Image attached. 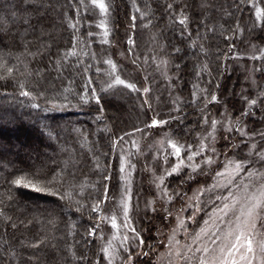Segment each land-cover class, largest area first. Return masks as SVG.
Wrapping results in <instances>:
<instances>
[{
    "label": "trees",
    "instance_id": "obj_1",
    "mask_svg": "<svg viewBox=\"0 0 264 264\" xmlns=\"http://www.w3.org/2000/svg\"><path fill=\"white\" fill-rule=\"evenodd\" d=\"M11 2L12 0H0V6L7 7ZM32 2L39 8L38 12L32 14V27L16 25L11 28L10 34L0 30V52L12 54L11 62L20 69L17 73L18 80L27 84L28 87L25 90L31 92L28 97L21 96L17 80L0 81V178L6 176L14 168L25 171L55 169L56 172H60L62 168L66 169L65 175L70 171L73 175L69 179L80 186L79 190L83 195L75 198L80 199L85 207L76 213L77 206L75 204L66 205L64 201H61L63 211L59 208L56 209L55 227L48 224V218L42 214L43 207L47 206L50 209L55 207L53 203L56 200L55 197L39 200L42 206L39 211L33 208L32 200L28 199L22 200L17 206L7 210V215L12 217L13 222L18 223L23 220L25 224L29 221L33 223L30 230L20 227L14 231L9 227L6 232L4 221L0 219V264H23L24 259L29 256L33 257V264L37 257L40 264H75L71 260L68 249L75 246L74 241H79L80 234L84 232L85 227L89 226V206L95 203L97 197L102 194L101 185L97 183L101 180V172L96 168L94 157L99 156L101 168L105 163L114 169L118 168L120 163L118 157H122L121 148L125 140L107 159L100 154L109 151L110 138L124 136L125 133L133 131L131 127L135 125L127 126L129 122L125 123L119 115H116L117 110L110 106L109 99L111 97L109 96V98L107 95L105 96V112L102 121L93 122L98 115L93 107L94 101L91 105L74 106L77 104L75 96L82 92L87 76L93 77L98 93L99 86L105 80V78L102 80L105 64L99 67L98 60H94L97 56L95 55L94 58L92 56L93 53H96L95 48H100V45H104V43L87 36L88 32H94V22L92 23V19L88 17L90 12L85 13L81 8L82 19L78 25L79 30L73 32L68 27L69 21L66 19V15L75 17V12L68 7L74 0H32ZM118 2L119 6H116ZM133 2L134 0H113L114 7L112 6L110 10L111 12L120 10L127 23H129L131 15L134 13L137 15L135 32L128 30L127 39L129 36H134L138 41L140 34V38L144 40L142 44L144 50L148 46L146 36L150 27L147 30L141 28L142 23H147L148 20L141 21L140 13H136L133 8ZM236 2L237 0H135V3L140 6L141 12L149 16L152 31L155 30L158 33V29L164 23L168 27L167 32H164V48L170 53L171 61L180 67L179 71L177 70V83L171 78V86L174 88L172 90L175 91L174 97L165 95L167 93L172 95V91L168 88L167 92H162V98L159 101V105L162 104L159 109V115H162L161 119L169 120V125L162 126V131H160L171 133V137L180 145H193L197 139L196 133L198 136L203 129L201 110L204 109L205 101L200 99L203 96L202 89L207 88L211 93L220 97L219 102L211 103L204 114L218 115L220 111L226 112L233 120L240 116L241 108H247L241 97L242 92L244 95L251 93V98H256L257 86L260 87V90H264V74L253 71L254 68H261L262 64L260 61L250 59L255 52L253 47H249L256 45L264 49V32L259 27L253 28L252 13L246 7L241 11H236ZM167 3L187 5L185 15L190 17L187 31H193L191 40L187 37V31L177 22L181 17L179 15L173 17L167 11ZM202 3L208 4L209 7L202 10ZM229 12L232 13L231 17L227 15ZM111 14L114 17V13ZM2 15L4 12L0 11V16ZM237 21L245 29L243 35L237 32L235 36H232L231 31H224L221 35L220 25H223L224 29H230ZM12 23L11 20L7 21L8 25ZM205 24L206 26H200ZM213 26L217 28L215 33L206 30ZM197 29L200 38H197L194 31ZM182 31H184L183 36H181ZM73 36L76 37L75 47L70 44ZM224 36L232 38L225 42ZM93 37L95 36L93 35ZM127 39L125 49L128 47ZM182 40L183 43H181ZM193 41H195L196 47L191 46ZM136 44L138 45L137 42ZM46 45H52L51 49L48 50ZM201 45L203 48L200 47ZM175 48H180L181 52L177 53ZM38 50L44 51V55L36 56L33 59L31 54ZM64 52H74L76 55L69 56L67 59H62V55H54ZM205 52L207 55L204 54ZM178 56H181L182 59H177ZM56 60H61V64H55ZM238 63L244 66V70L239 69ZM135 65L140 66L138 61ZM97 67L100 68V73H97ZM140 67L141 75L144 78L148 77L143 72L142 66ZM85 68H88L87 72H84ZM232 77H238L243 87L235 94L229 95V91L231 93L232 86H234L232 85L234 82H230ZM54 78L57 81L53 83ZM253 79L256 84L252 83ZM149 80V77L145 80L146 85H149ZM217 84L220 85L219 90L216 88ZM39 93H43V95L41 96ZM131 93L128 94L133 96ZM192 93H195V98ZM61 94L68 96L70 103L64 101ZM138 96V100L142 103L143 92L142 95L138 93ZM152 96L151 92V100ZM173 99L178 101L177 106L182 108V112L178 114L182 118V123H177L169 118L170 113L173 116L177 115L174 111ZM210 99L209 95L208 100ZM46 100L64 103L66 106L45 111L46 107H51L50 104H46ZM36 103L40 105V108L33 107V104ZM249 112L250 115L242 119L241 125L245 124L248 128L256 129L259 121L263 120L264 106L257 105L249 109ZM145 113L146 111L143 114ZM163 113H167V117L164 118ZM148 115L150 116V114ZM148 115L145 114V119L149 117ZM151 117L152 119L158 118L154 116L153 112H151ZM139 127L135 126V128ZM106 128L111 129L114 135L109 137L108 131H99ZM14 130L21 132L14 134ZM11 136L14 137L13 140H9ZM32 140L35 142L32 143ZM147 160L150 161V158ZM158 160L160 158L157 159V162ZM255 167L257 168L258 165ZM21 174L17 173V175ZM122 178H120L118 191L113 189L110 192L107 205L112 204L111 201L115 199V195L118 197L117 194L120 192L121 186L123 189L124 180L122 182ZM0 183H3L2 179H0ZM21 191L26 190L21 189ZM143 191L142 193L145 194ZM97 218L93 217V219ZM159 222L162 223L161 220ZM72 224H76V231L79 233L75 237L69 234ZM34 236L41 239L47 237L48 239V243L38 252L27 247L35 242ZM18 241L22 243H18ZM100 243L98 234L97 244ZM13 252H15V256L11 255ZM79 255L80 252L77 251V256Z\"/></svg>",
    "mask_w": 264,
    "mask_h": 264
},
{
    "label": "snow or ice",
    "instance_id": "obj_2",
    "mask_svg": "<svg viewBox=\"0 0 264 264\" xmlns=\"http://www.w3.org/2000/svg\"><path fill=\"white\" fill-rule=\"evenodd\" d=\"M51 7V5H49ZM63 8V5L61 6ZM70 10L75 12V17L67 16L66 19L69 21L68 27H70L73 32L78 31V25L82 17L80 16L81 8L84 9L85 13L91 12L92 15L89 19H94L98 14L100 17V22L97 27L104 29L103 35L104 37H108L110 32L108 30V18L110 9L112 5L106 0H88L86 3L85 0H74V2L68 5ZM147 7V6H145ZM187 5L181 6L175 3H167L166 9L167 11L175 17L179 15L181 18L177 21L179 25L183 26V29L187 31L190 24V17L185 15V8ZM209 7L208 4L202 3L201 9L206 10ZM246 7L252 13V26L253 28L259 27L262 32H264V0H237L235 3L236 11H241L242 8ZM133 8L136 13H140V19L148 20V24H145L144 27L147 28L151 24V20L149 16L144 12H141L140 6L133 2ZM178 10V11H177ZM0 11L4 12V15L0 16V30L11 33V28L16 25L24 26V27H32V14L33 12H38V6L34 5L32 0H12L11 3L7 5V7L0 6ZM229 17L232 16V13H227ZM11 20L13 23L11 25L7 24V21ZM137 22V15L134 13L131 15L129 24L130 28L127 29L135 32ZM227 23V21H225ZM91 26V25H90ZM200 26H206L200 25ZM221 35H223L224 31H231L232 36H235L237 32L243 35L245 29L242 28L237 21L234 24V27L230 29H224L223 25H220ZM207 31H211L215 33L217 31L216 26H213L210 29H206ZM196 32L197 38H200V33L197 30ZM19 35V33H17ZM92 32H88L87 36L89 38L93 37ZM184 35V31L181 32V36ZM193 31H187L188 39H192ZM232 37L224 36L223 39L227 42ZM15 39V37H13ZM103 43H108L107 39L103 40ZM183 43V40L181 41ZM70 44L75 47L76 45V37L73 36L70 40ZM128 47L126 52L123 53L125 57L130 53L135 56L134 47H137L136 40L134 36H129L127 39ZM192 47H196L195 41H193ZM48 50L51 49L52 45L45 46ZM203 48V46H200ZM255 54H253L250 59L253 61H260L262 66L259 69L254 68V72H260L264 74V49L257 47L256 45L252 46ZM177 53L181 52L180 48H175ZM207 55V53H204ZM32 58L35 59L36 56H43L44 51L38 50L36 53H32ZM54 55H62V59H67L69 56H75L74 52H64L56 53ZM95 53L92 54L93 58L95 57ZM177 59H182L181 56H178ZM12 54L0 52V81L10 82L12 80H17L18 86L21 89L20 95L28 97L31 95V92L27 89V84L18 80L17 73H19L20 69L11 62ZM61 60L54 61L55 64H61ZM132 64H136V60L133 59ZM163 64L167 65V60L161 61ZM107 64L110 66V71H108L105 75L107 79L104 80L103 84L99 86V93L97 92V87L94 85L93 77L87 76L86 82L83 84L82 92L77 93L75 98L77 99V104L74 106H83V105H94L96 112L98 115L94 119V123L98 121H102L104 118L105 112V96L116 86H123L131 90L132 92L140 93L143 92V99L141 107H145L149 110L152 108L151 104V92L152 88L150 86H144L141 83V87H137L136 83L129 82L128 80L121 78L120 72L117 67V63L109 57L103 61H97V64ZM90 67V66H89ZM177 68L180 66L177 64ZM206 67V66H205ZM88 68L84 69V72H87ZM97 73H100V68L97 67ZM39 75V72H37ZM199 75V74H197ZM145 80L148 77L144 78ZM211 83V82H209ZM253 84H256V81L252 80ZM258 87V93L256 98H251V93L248 95H244L241 93V97L243 103L247 105V108L240 109V116L233 118L225 114L223 120L212 119L209 115L204 114L205 110L211 103L219 102L220 97L211 93L209 89H202L203 96L200 98L205 101L204 109L201 110V120L204 125L210 126V131L206 132V135L203 137L198 150H193L192 146L189 145L187 148L186 159L188 161L185 164L184 156H182V148L179 146L178 141H174L171 139V133L165 134V139L161 141V143H167L170 145L173 154L177 158V163L171 166V170L168 171L165 169V174L156 177V180L159 182L156 184V187L160 190L163 195L167 196V200L171 205L173 202H180L182 199L187 196V193L184 191H177L173 189L171 192L168 191V186L165 184V176H173L174 174L179 176L182 171L186 168L191 169L188 172L187 180L195 181V173L199 170L203 172L206 167H211L215 162L213 157H217V150L215 147V141L217 138L218 127L222 129L220 131V136L224 140H228L233 133H238L242 138L248 135L249 131H255L254 129H247L246 125L242 126L241 122L244 117H248L250 115L249 109L256 107L257 105L264 106V90H260ZM217 90H219L220 85H216ZM39 95H43V93H39ZM63 100L68 101V96L63 95ZM195 98V93H192ZM210 95L211 99L208 100V96ZM70 103V101H68ZM174 111L177 115L173 116L171 113L169 114V118L172 121L177 123H182V118L178 115L182 112V108L177 106L178 101H173ZM46 104H50V108H45V111L56 110L59 108H63L66 106L64 103H55L53 101L46 100ZM33 107L40 108L38 103L33 104ZM187 107V105H185ZM224 120L227 123H224ZM169 125L168 119H155L151 120V123H145L144 129L135 128V132L143 133L144 130H160L162 126ZM101 132L108 131L109 137L113 136L111 129H101ZM133 133H125L124 136H116L115 139L109 140L108 143V152L101 153L105 159L110 154H114L116 152V148L118 145L124 142L125 136H132ZM256 135L259 136L258 143H248L245 142L243 144V148H248L249 151L244 153L242 151H237L236 156L237 159L230 160L229 164L233 165L235 168V176L229 182L230 186L235 185L236 179L240 178L241 174L244 172L248 173V179L251 181V178L259 175V186L255 191H252L253 185L250 183L243 185H235L236 192H229L227 197L223 199L231 201V204L225 203L223 210V216L227 217L229 214V209L231 208V215L233 219L231 221L225 220L227 223V229H217L215 233L212 234V239L209 243L212 247H209L208 244L200 243L199 246L193 247L199 241V236L194 238L192 245H184L186 252L190 255L185 259L191 260L193 264H264V231L258 232L259 229H264V172H260L255 166L259 165L260 167H264V132H259ZM248 139L250 141L255 140L256 136H249ZM207 141L208 143H206ZM134 143V142H133ZM233 148L239 149L240 145H232ZM210 153V154H209ZM196 157H200V163H194ZM120 159V163L118 168H113L109 166L107 163L104 164L103 168H101V164L99 162V156H95V164L96 168L101 172V180L97 183L101 185L102 194L99 195L96 199V202L89 206L90 215H89V226L85 227L84 232L80 234V240L74 241V245L69 247L68 253L70 254L71 260L75 262V264H115V258L117 256L120 257L119 264H145V262L140 260L141 256L148 257L149 253L143 251L144 247H148L146 245V240L142 236L141 231H137L134 226L129 224L130 220V212L132 210L131 200L132 194L131 189L129 187H125L123 193L120 194L119 201L112 200L111 203L115 206V211L109 209L107 207V202L109 199L110 192L113 189L118 191V186L120 183V178L123 177L125 173V162L122 157H118ZM218 159V157H217ZM164 163L167 165L169 163L167 157L164 159ZM128 167L135 168L134 165L129 164ZM66 169H61L60 172H56L55 169L50 170H35V171H25L24 169H13V171L8 172L6 176L0 178L3 180V183H0V219L4 221L5 231L7 232L10 227L12 230H18L20 227H25L29 229L32 227V221H29L27 224L23 220H20L18 223L13 222L11 216L7 215V210L17 206L24 199L32 200L33 208L36 211L41 209V204L39 200L45 199L46 197H55L56 200L53 202L55 207L51 209L47 206L43 207V215L48 218V224L55 227L56 224V209L59 208L63 211V207L60 202L64 201L66 205L75 204L77 207L75 209L76 213L81 211V208L85 207L80 201V199H76L77 196H82L83 193L79 190L80 186L73 183L69 177L73 174L69 171L67 175H65ZM17 173H22L21 175H17ZM217 176H222L224 173L217 172ZM186 181H181V183H185ZM179 187V186H178ZM24 189L26 191H21ZM237 193H240L237 195ZM155 196V193H153ZM220 199V197H217ZM158 201L156 199L153 200H145V215L148 214V210L152 213H155L160 216L161 222L163 223L165 220H168L171 223V218L173 217V212L169 208H164L161 205L160 211L156 207ZM183 211V209H181ZM123 214V220L121 225L127 229L128 233L131 234V237L125 234L122 237V242L114 247L113 240L107 239L104 236L103 231L101 230L102 224L106 221L110 220L112 228H118L117 225V215L116 213ZM101 213H110V215H101ZM162 213V214H161ZM98 217L97 219H93V217ZM177 219L179 217H176ZM190 219H194L190 217ZM151 222V221H149ZM207 223V221H205ZM167 227V225H165ZM173 232L175 230L173 229ZM222 233V234H221ZM73 237L79 234L76 231V224L71 225L70 233ZM99 234V240L104 241V243L97 244V236ZM34 243H31L27 247H30L34 252L40 251L42 247L48 243L47 237L41 239L37 236H34ZM174 239L173 237H169L170 243L169 248L171 249V241ZM133 242H135V248H139V252H134ZM18 243H22L18 241ZM178 244V242H177ZM82 246V247H81ZM23 247V245H22ZM25 247V250H27ZM77 251L80 252V255L77 256ZM91 253V255H88ZM122 253V254H121ZM11 255L15 256V252L11 253ZM179 256H184V253H178ZM23 264H33V257L29 256L24 259ZM34 264H40V260L37 257L34 261Z\"/></svg>",
    "mask_w": 264,
    "mask_h": 264
},
{
    "label": "rangeland",
    "instance_id": "obj_3",
    "mask_svg": "<svg viewBox=\"0 0 264 264\" xmlns=\"http://www.w3.org/2000/svg\"><path fill=\"white\" fill-rule=\"evenodd\" d=\"M85 2L87 3L88 0H85ZM106 2L112 4L113 6V0H106ZM116 6H119V2ZM111 13H114V17ZM91 15L92 13L90 12L88 17ZM91 22H94L93 33L95 36L92 38H96L101 42H103L104 39L108 40L107 44L104 43V45H100V48H95V54L98 59L94 58V60L103 61L106 60V58L108 59L111 57L117 63L121 78H124L129 82L136 83L137 87H141V83H143L144 86H150L152 88V108L151 110H147L146 106L144 107L145 109L141 107L142 103L138 100V93L133 92L136 95L132 94V91L124 88L123 86L114 87L112 91L107 94V96L111 97H109V104L111 107L116 108V115H119L125 123L129 122L127 126H140V129H144L145 123H151V112L154 113V116L158 117L155 119H161L162 115H159V109L162 104L159 105V101L162 98V92H167V89L169 88V90L172 91V95L169 93L165 95H169L171 98L174 97L173 95L175 94V91H173L174 88L171 86V78L175 81V83H177V70L179 71V68H174L176 64L171 61L172 59L169 56L170 53L164 48V32H167L168 28L166 23L158 29V33H156L155 30L152 31V26H149L150 30L147 33L148 35H145L148 48L146 47L144 50L142 49L144 40L140 38V34L138 41H136L138 43V46L136 47L137 49L134 48L136 55H132V58L137 59L136 61H138L140 66H142L143 72H145V75L149 77V85H146L147 82L140 72L141 67L139 66V69L138 66L133 65L131 62V54L129 53L127 57L122 55L126 52L125 45L128 36V32L126 30L129 26V23H127V21L123 18L122 12L120 10H116V12L114 10L111 12L110 10L107 21L110 35L106 38L103 35L104 29L97 27L100 22L98 14ZM145 24H148V22L142 23L141 28L147 30L148 27L145 28ZM93 40L95 41V39ZM252 46L253 45H250L249 47L252 48ZM138 49L139 51H137ZM162 60H167V65L163 64L161 62ZM98 66H103V63L98 64ZM238 67L241 71L244 70V66L242 64L238 63ZM103 70L104 73L102 80H104V78L107 79L105 74L110 71V66L105 64V68ZM56 81L57 79L54 78L52 82L54 83ZM230 82H234L232 84L234 86H232L231 93L229 91V95L235 94L237 90H240L243 87L242 82H240L238 77H232ZM125 91L131 93L134 97L130 96ZM140 95H142V91L140 92ZM145 111L146 115L150 114V116L148 115L149 117L146 119L145 114H143ZM208 113H210L209 110ZM225 114L226 112L220 111V114L218 115H212V113L208 115H211L210 117L212 119L223 120ZM163 117H167V113H163ZM262 119V121L258 120L259 123L256 125V129L254 127L248 128L246 126L247 129H254L255 131H249L248 135L243 138L238 133H233L227 141L221 138L220 131H222V129H219L218 127L217 138L215 141L218 159L217 157H213L215 162L211 167H206L203 172L198 170L194 174V182L187 180L188 172L191 171V169L188 168L184 169L179 176L175 174L170 177L165 176V184L168 186L169 192L176 189L177 191H184L187 193V196H185L182 201L173 202L171 205L167 200V196L163 195L156 187V184L159 182L156 180V177L165 174V169L170 171L171 166L177 163V158L173 154L170 145L167 143H161V141L165 139V134L167 132H161L162 130L160 129L161 131L144 130L143 133H140L135 132L134 127H131L133 131L129 133H133V135L130 137L128 136V138L127 136L125 137V142L121 148L122 157L125 162V173L122 178V182L124 180L123 189L121 186L120 192L117 194L118 197L115 195L114 198L119 201L120 194L123 193L124 188L129 187L131 189L132 210L130 212L131 218L129 220V224L134 226L137 231H141L143 229L141 234L146 240V245H148V247L143 248V251L148 252L149 256H141L140 260L144 258L141 261L145 262V264H193L191 260L186 261L185 259L190 254L186 252L184 245H192L194 238L197 236H199V241L196 245H193V247L199 246L200 243L208 244L209 247H212L209 243L212 239V234L215 233L217 229L226 230L227 223L225 220L231 221L233 219L231 215V208L229 209L228 216H223V212L221 210H223L224 204H231V201L223 198L227 197L229 192H236L235 185H243L251 182L253 185L252 191H255L259 186V175L252 177L251 181H249L247 172L242 173L240 178L236 179L235 185L230 186L229 182L235 176V168L233 165L229 164V161L237 159V151H242L244 153L249 151L248 148H243V144L245 142H259V136L256 134L264 132V114ZM224 123L226 124L227 121L224 120ZM242 126H245V124H242ZM210 130V126L203 124V129L198 136L196 133L195 137H197V139H195V143L191 145L194 151L199 149V145L203 137L206 135V132ZM18 132L21 131H13L14 134ZM254 135L256 136V139L250 141L248 137ZM13 139L14 137L11 136L9 140ZM171 139L174 140L172 137ZM34 142L35 140H32V143ZM205 142L208 143L207 141ZM232 145H240L241 147L236 149L233 148ZM179 146L183 150L182 156H184L185 164H187L188 161L186 159V154L189 145L186 146L184 144H179ZM165 157H167L169 161L167 165L164 163ZM147 158H150V161H148ZM158 158H160V160L157 162ZM194 163H200V157H196ZM129 164L134 165L135 168L128 167ZM257 169L260 172H264V167H260L258 165ZM217 172H222L224 175L217 176ZM141 181H143L144 184L141 183ZM181 181L186 182L181 183ZM143 188L145 194L142 193ZM153 193H155V196ZM239 194L240 193H237V195ZM217 197H220V199H217ZM146 199H156L158 201L156 204L158 212L160 211L161 205H163L164 208L170 207L173 212L171 223H169L168 220L160 223L159 220L161 219L159 215L152 213L150 209L148 210V214L145 215ZM107 207L115 211V206L113 204H109ZM181 209H183V211H181ZM101 215H110V213H101ZM116 215L117 225L119 226L118 228H112L110 220L106 221L101 227L106 240H113L114 247L118 246L122 242V237L125 234L131 237V234L128 233L127 229L121 225L123 214L117 212ZM193 216L194 219H190V217ZM176 217L179 218L177 219ZM205 221H207V223H205ZM165 225H167V227ZM173 229L175 232H173ZM262 231H264V229L258 228V232ZM173 236L174 239L171 241L172 246L170 249L169 237ZM101 243H104V241H101ZM133 247L134 252L140 251L139 248H135V242H133ZM180 252L184 253V256H179L178 253ZM119 259V256L115 258V264H119Z\"/></svg>",
    "mask_w": 264,
    "mask_h": 264
}]
</instances>
